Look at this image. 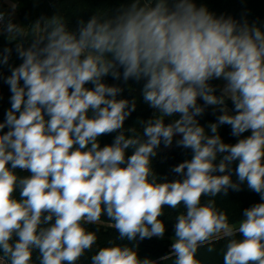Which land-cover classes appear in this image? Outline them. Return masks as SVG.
I'll return each mask as SVG.
<instances>
[{
    "label": "clouds",
    "instance_id": "obj_1",
    "mask_svg": "<svg viewBox=\"0 0 264 264\" xmlns=\"http://www.w3.org/2000/svg\"><path fill=\"white\" fill-rule=\"evenodd\" d=\"M16 8L0 9V35L14 45L0 49L10 92L0 264H204L201 249L222 264H264V23L196 0H121L87 20L61 5L28 25L13 21ZM130 80L152 113L125 127L137 111L136 97L121 98ZM206 114L215 119L202 124ZM161 146L191 153L175 179L153 167ZM245 186L260 201L232 220L216 198ZM167 213L169 251L141 258L140 242L165 238ZM102 227L116 235L100 245Z\"/></svg>",
    "mask_w": 264,
    "mask_h": 264
},
{
    "label": "trees",
    "instance_id": "obj_2",
    "mask_svg": "<svg viewBox=\"0 0 264 264\" xmlns=\"http://www.w3.org/2000/svg\"><path fill=\"white\" fill-rule=\"evenodd\" d=\"M121 0H15L16 18H13L15 23L21 25H28L34 22L40 16H51L55 11L59 10L62 5V9L67 15L73 13H79L84 10H88L83 13L82 18L87 20L92 11L106 10L107 8L116 9L119 7ZM197 4H203L209 8L210 11L216 15L232 16L238 21L246 19L249 23L257 22L264 23V0H196ZM76 17L72 18L70 27H75ZM4 47H13L9 44L4 35H0V49ZM21 61L17 59L15 52H13L12 60L10 63L18 65ZM4 76L9 75L7 68L3 69ZM106 82L109 84L118 83L113 81L110 77L106 78ZM218 84V81H213ZM125 88L121 98H127L131 100L133 97L137 98V111L126 121L125 127L133 126L135 121L140 119H147L151 116L152 109L143 104L140 97V88L142 83L137 84L134 81H129L128 85L121 84ZM0 94H2V100H0V121L4 118V113L9 104L10 92L8 86L0 81ZM229 106L231 104L229 102ZM209 109V113H210ZM214 117L211 114H206L201 118V123L206 124L209 121H214ZM221 136L226 143H235L236 138L230 135V128L224 126L221 129ZM114 134L107 135L101 138V145L111 143ZM130 154V153H129ZM190 151H186L180 148L164 149L161 146L158 157L153 161V167L156 173L160 176H164L169 180L177 178L174 173L171 172V168L182 162L184 159L190 158ZM21 176L29 175L28 172H20ZM218 207L228 211L230 219L236 220L240 218L242 210L251 206L253 203L259 202L260 197L247 190L246 186L243 191L229 192L228 197H217ZM167 211V210H166ZM168 216L172 217V220H168ZM175 213H167L163 218L165 220L167 231L163 240L156 238L145 239L139 243V255L141 258L149 257L153 259H159V257L169 251L171 243V236L173 235L172 224L174 223ZM94 230V226H90ZM100 241L99 244L103 245L109 238L115 237V232L109 228L100 229ZM224 241H221L215 245L219 251L224 246ZM198 259L204 261V264H222L221 257L215 254H208L205 249H201L198 253ZM83 264H89L85 259Z\"/></svg>",
    "mask_w": 264,
    "mask_h": 264
},
{
    "label": "crops",
    "instance_id": "obj_3",
    "mask_svg": "<svg viewBox=\"0 0 264 264\" xmlns=\"http://www.w3.org/2000/svg\"><path fill=\"white\" fill-rule=\"evenodd\" d=\"M15 4V0H0V9L4 10L5 12L10 10L11 4ZM218 83H221L218 81Z\"/></svg>",
    "mask_w": 264,
    "mask_h": 264
},
{
    "label": "rangeland",
    "instance_id": "obj_4",
    "mask_svg": "<svg viewBox=\"0 0 264 264\" xmlns=\"http://www.w3.org/2000/svg\"><path fill=\"white\" fill-rule=\"evenodd\" d=\"M13 18H16V13H14ZM250 133H245L244 135H249Z\"/></svg>",
    "mask_w": 264,
    "mask_h": 264
}]
</instances>
